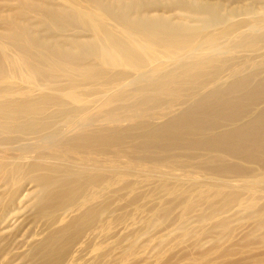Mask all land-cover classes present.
<instances>
[{
  "label": "bare ground",
  "instance_id": "1",
  "mask_svg": "<svg viewBox=\"0 0 264 264\" xmlns=\"http://www.w3.org/2000/svg\"><path fill=\"white\" fill-rule=\"evenodd\" d=\"M80 1L86 7L31 5L52 33L48 37L28 23L26 0L10 1L18 16L2 15L6 10L0 7V185L6 188L0 193V257L7 256L17 235L12 220L27 182L36 189L31 210L41 234L27 248L28 264H68L88 249L96 253L92 264H102L108 250L96 241L108 240L115 225L142 210L111 214L141 201L158 204L142 232L156 219L173 216L179 223V233L168 232L159 248L175 249L183 237L200 246L214 228L231 240L237 228L229 223L238 213L262 230L264 247V188L258 191L251 180L255 171L264 174V75L230 70L227 65L237 57L205 53L201 43L207 30L215 29L238 35L240 43L264 44V0ZM172 12L186 17L176 20L167 15ZM172 44L179 46L175 56L168 53ZM95 67L105 68V93L111 94L103 101L104 113L91 120L101 125L86 132L69 130L64 137L55 130L46 133L54 120L97 103H81L72 91L62 94V84L75 85V79L49 75L46 69L80 76ZM145 67L148 71L140 70ZM165 105L177 113L156 124L142 121L120 130L103 123L125 111L149 112ZM45 134L54 139L49 148L30 144ZM169 172L197 182L170 183ZM189 214L197 217L196 228L184 225ZM215 248L221 257L232 254Z\"/></svg>",
  "mask_w": 264,
  "mask_h": 264
},
{
  "label": "rangeland",
  "instance_id": "2",
  "mask_svg": "<svg viewBox=\"0 0 264 264\" xmlns=\"http://www.w3.org/2000/svg\"><path fill=\"white\" fill-rule=\"evenodd\" d=\"M10 1L0 0V7L3 8L2 11L6 10V13H3L2 15H15L16 14V16H18L17 14L19 12H17L16 10L17 6H15V4L13 5V3ZM39 1L43 2L45 5H49L52 7L62 6V7L72 8L79 4L82 5L83 7H86V5L82 3L80 0H26L28 8L24 10V13H26L28 23L33 27L34 30L41 33L45 37H48L52 33L47 32L44 25L41 24L42 17L30 9L32 4L39 2ZM191 1H196V0H191ZM167 15L174 16L176 20H181V19H184V17H186L184 16V14L178 13V12L167 13ZM119 31L120 30H117L118 32L117 35L122 39H126V36L120 33ZM245 31L246 30H244L243 33H245ZM59 35H66V34L59 33ZM60 41H64V39H60ZM199 42L201 41H198L197 43ZM201 43H202V49L205 53L219 51L221 53L220 57L222 58L237 57L238 58L237 60L232 61L230 65H227V67L230 70H234L237 73L240 71L246 70L247 72L245 73L255 74L258 76V78L264 75V72H263L264 71V44L263 43H249V42L240 43V38L238 37V35H233V36L223 35V34H220L218 30H215V29L207 30V32L204 34V37ZM135 51L140 57H143L142 54H140L137 50ZM168 51H169L168 53L170 54V56H173V55L175 56V53L179 52V46L172 44L169 46ZM161 61L162 60L160 59L157 60V62H161ZM140 70L148 71L146 67ZM104 71H105V68L103 67H95L92 70H85L83 75L74 76L75 74H73L74 73L73 71L69 73H65L62 71L60 72H55L52 70L47 71L46 69V73L49 75L62 76L61 74H64V75H68L69 78L75 79L76 84L80 82L79 83L80 85L79 84L77 85L76 84L75 85L62 84L64 85L63 87L64 89L63 91H61L62 94L67 93V91H72L74 95L81 97V100H80L81 103H85L86 101L97 102L93 106H89V107H85L81 109L80 112L74 114L73 116H68L65 118H58L54 120L50 129L46 133L55 130L59 132L60 134H62V136L64 137L65 135H67V132L69 130H73L76 132H86L91 129L97 128L101 125V124L99 125L97 123H93L91 122V120H92V117L95 116L96 114L104 113L105 105L103 104V101L107 96L111 95L110 92L105 93L106 92L105 90H107V86L105 85V83H103V81L105 82V79L102 74ZM18 77L19 79H22L24 77V73H19ZM59 79H62V78L59 77ZM84 80H88L89 82L97 83L99 85L98 86L82 85L86 82V81L84 82ZM50 85L51 87L55 86V84H50ZM199 95L201 96L202 93L196 96H199ZM175 109L176 107L170 108L169 105H165L154 111H149V112L125 111L121 113L116 119L107 118L106 121H103V123H105L106 126H108L109 128L120 129V130L130 128L133 125L137 124L138 122L141 123L142 121H145L150 124H156V123H159L169 118L170 116L174 114V112L177 113ZM35 142H41L39 146L42 148H45V147L49 148L53 144L54 139H53V136L50 137V136H47V134H45V137L42 138V140L40 141L33 140V141H30V144L34 145ZM11 147H12L11 145H8L2 148L10 149ZM69 160L70 159L68 158H64V163L65 164L68 163ZM255 173L257 176L255 178H251V180L257 183L258 187L256 189L259 191L262 188H264V174H262V172L260 171H255ZM166 174H168V176L166 177V180L170 183H178L180 182V180L187 184H195V182H197V180L195 179L179 177L181 175L180 173H170L169 172ZM194 177L204 179L203 177H199L195 175ZM157 178L158 177H155V180ZM4 188L5 187L0 185V193L5 192ZM23 189L24 190L21 193L22 195L20 194L21 196L19 195L16 201L15 209L18 213L13 216V220H12L14 225H17L16 229L18 230V232H17L16 237L13 238V240L11 241L12 244L9 248V252L7 256L0 257V264H26L27 262L24 256L27 255L30 245L35 241V239L37 240L38 238H41L40 230H38L35 227L36 223H34L33 216H32V210H31L32 204L35 201L36 189L32 184H29L28 182L27 184H25ZM141 203L144 204V201H141L139 205L138 204L134 205V207L133 206H131V208L127 207L126 210L125 209L118 210V211L113 212V214H111V216L113 217H118L121 214L124 215L126 213L132 212L133 209H136L139 207H141V210H142V213L140 212L139 216L137 217L132 216L129 219H127V221L125 220L115 225V228L112 229L113 231L111 230L112 233L110 232L111 234L108 240H105L104 242L98 239L96 241L98 244L103 243L102 247L105 249V251L108 250V256L105 258L106 261L104 260L102 264H108V263L109 264H150V263L151 264H183L184 262H185L184 264H227V263L228 264H244V263L245 264H257L258 260L260 259H261V262L258 264H264V261H262V259L264 260V247H263V244L259 242L260 239H262L263 232L262 230L260 231L257 228L256 229L252 228L253 227L252 218L251 219L246 218L247 214L245 215L243 213H238L236 218H234V221L233 220L232 222L230 221L229 227L231 229L237 228L236 232L233 231L234 235L231 240L223 238V235L221 234L222 231L220 229L214 228L215 230L213 229V231L209 232L210 233L208 234L209 237H206L203 240L201 244L202 246L194 245L190 237L189 238L183 237V240L180 241L181 246L175 249L170 248L169 246L159 248L158 244L162 240L161 238H163V236L168 234V232H171L172 230H174L171 232V233H174V235H177L179 233L175 231L179 223H176L175 219H172L174 218L173 216L170 217L167 221L164 219L162 220V218L156 219L155 221L156 223H154L155 225L149 228V230H147L148 232L147 231L142 232L141 227L146 221L148 222L151 220L152 212L157 210L155 205H158V204H156L155 201L151 203L149 202L146 205H142ZM229 214H226V215L223 214L222 216L223 217L228 216ZM146 216H148L149 218H147ZM262 218H264V212H263ZM235 219H236L237 224L235 222ZM184 220L186 222L184 225L187 226L188 228H193V227L196 228L198 226V223L196 221L197 217L194 214L187 215L184 218ZM126 222H128L129 225ZM120 226L122 228H120ZM124 226H126V228H124ZM205 226L207 227V229L212 228V224H208ZM133 228L136 230H134ZM253 229L254 231L252 232ZM38 231H39V234H38ZM114 232L116 233L113 234ZM127 232H129L128 233L129 235L127 234ZM144 234L145 235L147 234V235L145 236ZM151 236H152V239H151ZM120 238L121 239L123 238V239L121 240ZM113 240H115V242ZM220 240L221 241L223 240L224 242L222 241L223 242L222 243ZM246 241L249 243H246ZM231 242H233V244ZM97 243L96 245H98ZM16 245H19V246L16 247ZM243 245H248V246L245 248L241 247ZM216 246H219V249L223 248V250L224 249L229 250L232 253L231 256H222V257L219 256L218 255L219 253H215ZM223 246H225V248ZM131 249H132V253L129 251ZM86 251H88L89 253ZM86 251H84L83 252L84 254L82 253L83 255L81 254L79 258H78L79 256L78 255L76 257L77 259L73 258L75 260L73 259L70 260L71 262H68V264H92L93 260L96 258V253L95 252L91 253V249H88ZM198 253L200 256L198 255ZM91 254L92 256H90ZM213 255H215L216 258H214ZM209 257L210 258L213 257V258H211L210 260ZM161 258L163 261L161 260ZM197 258L199 259L196 260ZM166 259H167V263H166ZM168 259H170V261ZM192 260L194 261L192 262Z\"/></svg>",
  "mask_w": 264,
  "mask_h": 264
}]
</instances>
